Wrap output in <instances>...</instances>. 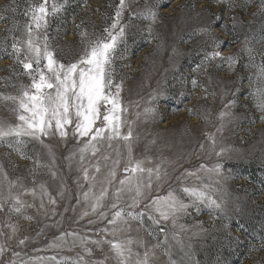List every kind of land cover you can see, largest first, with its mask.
Listing matches in <instances>:
<instances>
[{"label": "rangeland", "instance_id": "rangeland-1", "mask_svg": "<svg viewBox=\"0 0 264 264\" xmlns=\"http://www.w3.org/2000/svg\"><path fill=\"white\" fill-rule=\"evenodd\" d=\"M143 2L137 0L132 8H139ZM152 2L159 5V19L153 26L156 38L149 42L147 33L138 30L146 28L147 22L136 19L129 21V12L126 11L123 22H130L126 30L128 50L124 59L115 61L116 79H123L121 96L124 103L130 106L129 119L136 120V113H143L149 102L157 111L155 119L146 120L140 115L134 124V133L138 134L139 139L134 144L133 156L137 159L148 158L149 167L162 163V171L166 169L169 173L168 180L158 190L149 192V200L155 196H165L170 190H179L184 185L199 184L195 177L183 175L186 170L194 171L201 163L208 167L221 164L227 179L216 186L222 187V191L212 194L227 199L230 220L216 218L201 205L199 211L189 207L188 214L182 215L176 226L172 225L171 220L154 224L147 219L145 210L143 221L129 218L126 224L119 225L123 231L115 234L105 232L102 229L116 227L108 223L115 209H99L98 212L107 211L108 217L100 218L80 199L79 193L86 190L88 184L82 182L81 187L77 183L80 173L75 164L72 170L68 168L67 157L77 146V141L71 135L66 140L58 135L46 140L59 168L56 178L49 174L48 169L37 167L32 159L21 156L14 148L0 144V171L7 173L11 180H18L25 188L35 187L37 190L35 197L30 194L22 197L27 203L36 205L24 209V215L32 219L9 211L8 204L0 210V230L5 233L0 236V242L6 246L0 264H9L10 261L16 264H56L50 259L53 256L60 264H77L78 261L80 264H115L107 243L97 246L89 242L86 245L92 249L89 255L79 246L80 237H86L89 241L131 238L142 241L150 249L159 243L163 246L153 249V264H170V257L176 264H264V112L257 106L261 103L260 98L254 95L257 89L264 87V82L257 79L259 68L251 66L264 61V13L259 7L260 0ZM118 3L119 0H69L65 11L56 18L50 17L47 35L57 58L64 63L75 62L85 47L82 33H87L90 39L106 35L104 29L110 26ZM28 4L29 0H0L2 94H15L16 88L12 85L30 83L27 76L20 75L22 66L4 52L3 45L6 39L8 44L11 43L7 30L13 27V22L21 27L27 22L28 17L23 13ZM9 5L15 9L14 12L6 10ZM201 29L205 31L201 32ZM213 37L220 44L222 56L227 58L238 54L237 62L230 70L226 63L217 59L194 71L201 64L204 54L213 50ZM246 46L256 53L254 60H250L248 53L242 51ZM192 79L198 82L195 88ZM225 91L227 95L223 96ZM159 93L163 95L152 100V95ZM232 99L236 100L230 109L233 118L217 134V149L225 148L227 151L219 157L214 153L208 156L200 151V144L205 143L207 133L215 132L220 124L217 119L219 111L224 103ZM11 109L10 103L0 101V120L16 123V115ZM206 110L211 113L208 122L201 118ZM24 151L29 156L40 154L45 162L48 159V150L35 141ZM123 175L118 169L117 180ZM199 176H212L215 179L213 173L200 172ZM2 182L3 176L0 175ZM41 184L47 187L56 204L49 203L48 196H44L45 207L39 208ZM61 189L63 195L60 194ZM0 190L6 194L7 184L2 183ZM179 195L184 203H190L183 193ZM122 199L127 201L129 195L124 194ZM142 209L144 203L135 211ZM128 210L125 207V211ZM85 212L88 214L84 215ZM153 215L158 218V214ZM9 224L18 229L14 236ZM225 224H230V227L225 228ZM180 225H184L185 230L181 231ZM161 228L164 231H160ZM66 233L78 235L74 238L64 235ZM173 234L181 243L173 239ZM62 235L63 241L58 239ZM166 235L167 244L164 245ZM237 238L239 244L236 243ZM20 239H24L25 243L19 244ZM53 243L62 247H50ZM165 248L170 256L165 254ZM137 250L143 252L144 249L139 247ZM80 257H83L82 261Z\"/></svg>", "mask_w": 264, "mask_h": 264}, {"label": "snow or ice", "instance_id": "snow-or-ice-1", "mask_svg": "<svg viewBox=\"0 0 264 264\" xmlns=\"http://www.w3.org/2000/svg\"><path fill=\"white\" fill-rule=\"evenodd\" d=\"M217 2H224V0H217ZM68 3L69 0H29L23 13L28 17L27 22L22 27L17 22H13V27L7 30L11 43L8 44L7 39L3 42L4 52L22 66L23 71L20 75L27 76L30 83L12 85L16 88L15 94L0 93V101L10 103L11 110L16 115V123L0 120V144L14 148L21 156L32 159L37 167L43 166L48 169L49 174L56 178L59 175V168L56 165L55 154L46 140L57 135L60 139L66 140L71 135L77 141V146L67 157L68 168L72 170L75 164L80 173L77 183L81 187L82 182L88 184L87 189L79 193L80 199L87 204L92 213H97L100 218L108 217L107 211L98 212L99 209H115L108 223L116 227L110 230L102 229L105 232L111 231L115 234L123 231L119 225L126 224L129 218L143 221L146 215L145 210H147V219L154 224H159L161 220H171L172 225L176 226L177 220L182 215L188 214L189 207L199 211L201 205L216 218L230 220L227 199L223 196L214 197L212 194L222 191V187L216 186L222 185V180L227 179L223 175L221 164L216 163L208 167L201 163L194 171L186 170L183 175L195 177L200 183L184 185L179 190H170L165 196H155L149 200V192L158 190L161 184L168 180L169 173L166 169L162 171V163L149 167L147 166L148 158L137 159L133 156L134 144L139 139L138 134L134 133V124L139 120L140 115H143L146 120L155 119L157 111L149 102V106L143 109V113H136V120L129 119L130 106L122 99L123 79H116L115 61L124 59L128 50L126 30L130 27V22H123L124 13L129 12V21L136 19L147 22L146 28L138 30L146 32L150 42L151 39L156 38L153 35V26L159 19V5L152 0H144L139 8L133 9L132 5L137 3V0H119L111 17L110 26L104 29L106 35L90 39L87 33H82L81 35L85 37L82 55L75 62L64 63L51 49L47 29L49 18L58 17L65 11ZM259 7L264 13V0H260ZM6 10L15 11L11 5L7 6ZM200 31L203 32L205 29ZM17 32L19 35H16ZM211 41L213 50L204 54L201 64L197 65L194 71H199L202 66L217 59L221 63H226L231 70L237 62L238 54L225 58L219 50L220 44L216 39L213 37ZM245 43L247 45V41ZM242 51L248 53L250 60L255 59L256 53L252 48L246 46ZM251 66L259 68L257 79L259 82H264V61L260 65L253 63ZM191 83L193 88L198 86L196 79H192ZM204 90L207 92V88ZM158 95L163 93L153 94L152 100H156ZM222 95L226 96L227 92L225 91ZM254 95L260 98L261 103L257 106L264 112V87L257 89ZM235 104V99L224 103L217 115L220 124L216 126L215 132L206 134L205 143L200 144L201 152H205L208 156L214 153L219 157L227 151L225 148L217 149V134L223 131L226 123L231 122L233 113L230 109ZM201 118L208 122L211 118L210 111L206 110ZM33 141L48 150L46 162L40 154L34 153L31 156L25 154L24 149ZM118 169L124 173L119 180H117ZM200 172L213 173L215 179L213 180L212 176L201 177ZM0 175L3 176L2 183L7 184L6 194L0 190V210L8 204L9 211L23 215L25 219H32L33 217L24 215V209L36 207V205L27 203L22 197L29 194L35 197L36 188L27 189L18 180L9 179L7 173L2 171ZM2 183H0V189H2ZM154 183L155 189H153ZM16 188L22 191L14 192L13 189ZM110 190L111 197H109ZM179 193H183L190 203H184ZM60 194L63 195V189ZM124 194L129 195L127 201L122 199ZM39 195V208L45 207L44 196H48L51 204L57 202L44 184L39 185ZM106 200L109 202L105 203ZM145 201L149 202L145 203ZM142 203H144V209L135 211ZM122 204L129 210L125 211V207H121ZM154 213L158 214V218L154 217ZM87 214L88 212L84 213V215ZM8 227L11 228L14 236L18 231L17 227L11 224ZM224 227L228 228L230 224H225ZM180 229L185 230L184 225H180ZM160 231L164 229L161 228ZM4 234L0 230V236ZM64 235L75 238L78 234ZM58 239L63 241L64 236ZM173 239H177L175 234ZM89 242L97 246L107 243L115 264H153L155 258L153 249L163 246L158 243L150 249L144 246L142 241L137 242L131 238L89 241L86 237H80L79 246L89 255L92 252V249L86 246ZM24 243V239L19 240V244ZM177 243L181 241L177 239ZM236 243H240L238 238ZM73 244H76L75 239ZM163 244H167V235ZM50 247L59 248L62 245L53 243ZM139 247H143V252L137 250ZM5 251V244L0 242V257ZM165 254L170 256L167 248H165ZM15 255L18 256L19 253ZM50 259L60 264L55 256ZM82 260L83 257H80V261ZM9 264H16V262L10 261ZM77 264L80 262L78 261ZM170 264H176L171 257Z\"/></svg>", "mask_w": 264, "mask_h": 264}]
</instances>
